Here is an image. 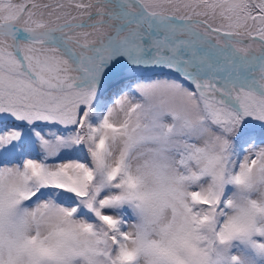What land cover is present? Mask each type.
<instances>
[{
  "label": "rangeland",
  "instance_id": "obj_1",
  "mask_svg": "<svg viewBox=\"0 0 264 264\" xmlns=\"http://www.w3.org/2000/svg\"><path fill=\"white\" fill-rule=\"evenodd\" d=\"M141 1L264 37V0L253 10L247 0ZM23 3L0 0V10L18 16ZM40 61L73 68L60 53ZM30 78L0 67V101L18 98L0 114L46 116L0 125V264H264V139L248 130L230 139L212 122L208 112L223 121L236 109L221 95L169 75L128 79L117 94ZM247 90L258 99L250 110L264 113ZM74 94L80 102L66 104Z\"/></svg>",
  "mask_w": 264,
  "mask_h": 264
},
{
  "label": "bare ground",
  "instance_id": "obj_2",
  "mask_svg": "<svg viewBox=\"0 0 264 264\" xmlns=\"http://www.w3.org/2000/svg\"><path fill=\"white\" fill-rule=\"evenodd\" d=\"M20 1L24 2V8L20 15L7 17L5 15L6 11L0 10V17L12 18L22 26L29 27V29L32 28L33 31L36 30L35 28L60 25L63 29L71 31L68 32L69 34L75 35V33H78L82 38L90 42H99L101 39H107L104 45L106 47H111L112 45L116 47V50L111 49L112 52L107 55L112 64H103L104 62H101V58H98L100 55L98 57H87L86 52L81 50L74 41H70L69 44H60V47L50 44L39 48L32 47L21 41L19 44V54L21 59H23L24 66L31 70L30 74L18 60L13 49V42L6 39V37L0 36V51L14 52L13 54H15L18 60H15V58H13L14 60H8L0 55V64L7 71L15 73L19 71L20 74L32 78L35 75L43 83L49 85L59 82H75L76 85L82 87H94L103 91L109 83L116 81L121 76L123 69L131 70L147 65L158 67L163 64V61L170 59L171 61L167 63L168 67L174 73L179 74L195 90L204 95L218 93L224 101L233 105L236 110L238 109L247 118L264 123V113L259 109L253 113L249 107L258 99L255 100L251 94H244L241 91L242 88L223 78L208 75L207 72L209 70L188 68L182 64H177V61H179L177 58L158 55L159 52H168L171 48L169 45L162 43L158 38H153L145 29H142L140 19L131 15L132 13L130 14V12H136L140 8L136 0H120L116 3L109 0ZM109 9H113V11L110 10L104 18L110 22V25L106 24L99 27L96 25V22L92 25L84 24L85 22H89L88 20H98L101 17L100 10ZM169 9L164 8L153 12L156 15L163 16L162 19L165 20V24H158L153 20L150 21L160 34L171 40L192 45L206 54H213L208 40L226 48L237 50L245 55L264 53L262 34L251 33L249 26L231 31L230 36L216 31L207 32L210 25L217 24L218 19L195 11L191 15H187V17L193 19L197 25L202 26L201 28L203 29L201 31L205 32V39H203L195 35L193 31L172 23V16H178V14L171 13ZM91 26L93 29L89 31L88 28H91ZM115 26L118 27L116 33H114ZM206 39H208V42L205 41ZM72 47L75 50L78 61L71 57V54H68ZM146 47L151 51L145 49ZM117 51H120L119 53H122L123 56H120ZM56 53L69 56L73 68L64 70L61 66L51 67V65L40 63V59L55 55ZM184 54L187 55L186 53ZM234 57L233 55H224L222 61L228 63L235 60ZM153 58L155 60L154 63V60L152 61ZM245 75L247 80L254 86L264 85V65L247 68ZM206 79L209 83L206 82ZM238 80L240 81L241 79ZM258 95V98L264 104V94Z\"/></svg>",
  "mask_w": 264,
  "mask_h": 264
},
{
  "label": "water",
  "instance_id": "obj_3",
  "mask_svg": "<svg viewBox=\"0 0 264 264\" xmlns=\"http://www.w3.org/2000/svg\"><path fill=\"white\" fill-rule=\"evenodd\" d=\"M13 1V0H8ZM107 1V0H106ZM114 3L120 1V0H109ZM139 4V9L136 12H130L131 15L137 17L141 21V27L142 29H145L153 38H158L162 43H165L170 46L171 50L168 52H159L158 55H162L163 57H173L179 59L177 61V64H182L185 67L188 68H195V69H203L205 71H208V75L213 77H220L223 78L231 83H234L236 86L248 89L250 91H253L258 94H264V85L260 84L258 86H254L251 84L245 75V70L247 68L252 67H260L264 65V53L255 54V55H245L237 50L226 48L224 46H221L219 44H215L212 41L206 39L211 45V50L213 54H206L205 52L199 50L196 47H193L192 45L183 43V42H177L174 40H171L170 38H167L160 34L157 29L154 28L150 20L155 21L158 24H165V20L162 19L163 16H159L154 14L152 11L148 10L143 3L140 0H136ZM113 11V9L109 10H100L101 11V17H99L98 20H88L89 22H85L84 24L92 25L96 22V25L99 27H102L104 25H110V22H108L104 17L106 14L109 13V11ZM112 15V14H111ZM172 23L185 27L191 31L197 36H200L201 38H204V33L201 30L202 26H199L193 21V19L188 18L187 16H172ZM36 30H32V28L29 29V27L22 26L21 24L17 23L12 18H1L0 17V36L6 37V39L11 40L13 42V49L17 55L18 60L21 62V64L24 66L23 59H21L19 54V44L20 42H24L32 47H44L47 45H56L60 47V44H69L70 41H74L77 46L84 50L87 57H94L99 56L98 58H101V62H104L105 64H112L111 60L107 56L112 51L111 49L116 50V47H106L104 44L107 42V39L100 40L99 42H90L84 38L81 37L80 34L75 33V35H71L66 29H63L60 25H50L45 28H35ZM89 31L93 29L88 28ZM118 31V27H114V33ZM216 31L221 34H224L226 36H230L231 31L226 29H221L218 27H215L213 25H210L207 29V32ZM264 39V37H262ZM245 41V40H243ZM247 41V40H246ZM149 49V48H145ZM149 51H151L149 49ZM120 51H117L119 53ZM186 53L187 55H185ZM68 54H71V57L75 58V60L78 61L76 58L77 55L75 53L74 48L72 47L71 50L68 52ZM120 54V53H119ZM224 55H233L235 56V60H232L230 62H224L222 61ZM107 56V57H106ZM120 56H123L122 53ZM158 57V56H156ZM154 58L152 59V61ZM170 59H166L163 61L161 66L158 67H152V65H147L142 68H136V69H123L121 72V76L114 82L109 83L105 90L101 91L102 94L105 91H112L115 90V94H117L118 91H116L117 87L119 85H122V82L132 79V78H141V79H147L152 78L153 76H160V75H169L173 76L179 80H182L181 76L177 73H174L170 67H168L167 63L170 62ZM155 60L153 61V63ZM79 66V64H77ZM0 67L5 69L6 68L0 64ZM24 69L31 74V70L24 66ZM15 73V72H12ZM16 73H19L16 72ZM36 85L52 89L55 91H63L65 89L71 88V87H80L76 85L75 82H59L52 85L45 84L42 82L41 79L36 77L35 75L33 78H30ZM238 79H241L240 81ZM188 85V84H187ZM189 86V85H188ZM192 88L191 86H189ZM121 88V87H120ZM193 89V88H192ZM246 118L245 116H243ZM248 119V118H246Z\"/></svg>",
  "mask_w": 264,
  "mask_h": 264
},
{
  "label": "trees",
  "instance_id": "obj_4",
  "mask_svg": "<svg viewBox=\"0 0 264 264\" xmlns=\"http://www.w3.org/2000/svg\"><path fill=\"white\" fill-rule=\"evenodd\" d=\"M248 4L250 5V9L253 8V2L251 0H247ZM253 10V9H251ZM256 10V9H255ZM255 12V11H254ZM7 98H3V100H1V104L3 106H6L8 102H6L10 96H6ZM0 104V107H2V105ZM223 107H227L224 106L222 104H220ZM227 112H225L222 116V118L224 119L223 121H220L217 119V117H214L210 112H208V115L210 117V119L212 120V122L218 126L219 128H223V131L226 132L227 136L231 139L234 138L235 140H238V135L239 133L244 132L245 130L248 129H253L256 128L257 131H254V133L259 137V138H263L264 139V126H257L252 124L249 120L244 119L243 117H241L233 108L227 107L226 108ZM257 137V138H258ZM123 255L120 254L119 260L123 261Z\"/></svg>",
  "mask_w": 264,
  "mask_h": 264
},
{
  "label": "flooded vegetation",
  "instance_id": "obj_5",
  "mask_svg": "<svg viewBox=\"0 0 264 264\" xmlns=\"http://www.w3.org/2000/svg\"><path fill=\"white\" fill-rule=\"evenodd\" d=\"M73 89V88H72ZM9 94L8 93H6L5 92V95H4V97L5 98H7L6 96H8ZM4 97H2V99L4 98ZM13 97V96H12ZM82 97H83V95H72L71 96V98H67L66 99V104H68V105H70V104H73V103H75L76 105L80 102V100L82 99ZM85 98H87V95H85L84 96ZM101 97H105V96H103V95H100V94H98L97 96H95L93 99H95V101H99V100H101L100 98ZM64 99L66 98L65 96L63 97ZM106 99H107V96L105 97ZM17 97L15 96L14 98H9L6 102H8L7 103V105L6 106H8V104H12V103H16V102H18L17 101ZM107 102H109L108 101V99H107ZM0 103H1V101H0ZM108 104V103H107ZM82 107V106H81ZM75 106L74 107H71L70 109H71V126H72V124H73V122H75L76 121V119H77V114L79 113V111H81V109H80V107H79V110H78V112H75ZM32 115H33V117H39V118H42V120H43V118L44 117H46L45 115H44V113L43 112H34V111H32ZM20 116V115H19ZM32 117V118H33ZM32 118H30L29 119V121H25L24 119H25V116L24 115H22L21 117H16V116H10V115H3V114H0V125H5V124H7V123H9V124H14V125H26V124H28V125H30V124H33V123H38L37 121H39V120H34V121H31V119ZM254 130L255 131H257V129L256 128H254ZM254 136H256V134L254 135Z\"/></svg>",
  "mask_w": 264,
  "mask_h": 264
}]
</instances>
